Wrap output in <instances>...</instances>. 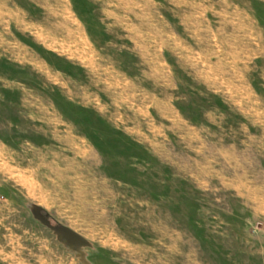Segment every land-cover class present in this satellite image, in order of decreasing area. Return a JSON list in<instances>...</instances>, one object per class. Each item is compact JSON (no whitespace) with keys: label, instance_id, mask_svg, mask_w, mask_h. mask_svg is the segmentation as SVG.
I'll return each instance as SVG.
<instances>
[{"label":"rangeland","instance_id":"rangeland-1","mask_svg":"<svg viewBox=\"0 0 264 264\" xmlns=\"http://www.w3.org/2000/svg\"><path fill=\"white\" fill-rule=\"evenodd\" d=\"M0 264H264V0H0Z\"/></svg>","mask_w":264,"mask_h":264},{"label":"water","instance_id":"water-1","mask_svg":"<svg viewBox=\"0 0 264 264\" xmlns=\"http://www.w3.org/2000/svg\"><path fill=\"white\" fill-rule=\"evenodd\" d=\"M33 212H34L35 216L37 218H39L40 220H42L45 224H48V225L52 226L50 224L49 220L40 213V207L34 206L33 207ZM55 230H57L58 232H60L64 236V240L68 244L75 245L76 248L80 247L79 244L85 243V240L82 237H80L74 231L70 230L69 228H67L65 226L64 227H60V228H55Z\"/></svg>","mask_w":264,"mask_h":264}]
</instances>
